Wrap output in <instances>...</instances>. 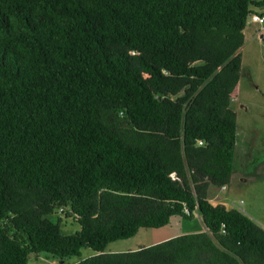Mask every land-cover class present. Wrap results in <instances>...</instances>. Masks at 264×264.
<instances>
[{"label": "trees", "instance_id": "obj_1", "mask_svg": "<svg viewBox=\"0 0 264 264\" xmlns=\"http://www.w3.org/2000/svg\"><path fill=\"white\" fill-rule=\"evenodd\" d=\"M252 8L264 0H0V264L84 248L74 264H264V230L208 196L233 174ZM60 209L74 234L49 219ZM172 217L205 231L106 251Z\"/></svg>", "mask_w": 264, "mask_h": 264}, {"label": "rangeland", "instance_id": "obj_2", "mask_svg": "<svg viewBox=\"0 0 264 264\" xmlns=\"http://www.w3.org/2000/svg\"><path fill=\"white\" fill-rule=\"evenodd\" d=\"M252 13L261 9L252 8ZM244 44L240 49V79L230 97V108L236 114L235 149L233 159V178L231 184L222 188L210 187L208 196L212 204L226 208H238L254 223L264 226V23L253 24L249 18L243 31ZM246 179V183L239 181ZM240 200L243 204L240 205ZM51 221L61 219V231L65 235L74 234L79 225L72 218H65L63 212L55 211L49 216ZM197 221H186L172 217L167 226L160 229H140L127 240L109 244L107 252H125L138 247L152 245L164 238L178 236L181 232H193ZM94 253L81 249L78 256L66 261L74 264ZM60 262L45 254L29 256L26 264H59Z\"/></svg>", "mask_w": 264, "mask_h": 264}, {"label": "crops", "instance_id": "obj_3", "mask_svg": "<svg viewBox=\"0 0 264 264\" xmlns=\"http://www.w3.org/2000/svg\"><path fill=\"white\" fill-rule=\"evenodd\" d=\"M262 12H264V11H260L258 14H261ZM234 93V92H233ZM233 93H232V95H233ZM232 178H233V175H232V177H231V180H230V184H231V181H232ZM239 181L240 182H242V183H246V179L245 178H243V177H239ZM229 184V185H230ZM240 202V205H242L243 204V201L242 200H240L239 201ZM234 208H236V207H234ZM236 209H238V208H236ZM239 210V209H238ZM239 211H241V210H239ZM242 212V211H241ZM245 215V214H244ZM247 216V215H246ZM248 217V216H247ZM252 220V219H251ZM194 221H197L198 222V225H196L195 226V230L193 231V232H181L180 234H178V236H182V235H185V234H192V233H200V232H204L205 231V229L203 228V226H202V224H201V221L196 217L195 219H194ZM255 224H257L260 228H262L263 230H264V226H262L261 224H260V222H256ZM169 238H172V237H168V238H164V239H162V240H160V241H157V242H155V243H153V244H156V243H159V242H162V241H164V240H167V239H169ZM146 246H149V245H146ZM141 247H144V246H141ZM139 248V247H138ZM137 249V248H136ZM128 251H132V250H128ZM126 252V251H125Z\"/></svg>", "mask_w": 264, "mask_h": 264}, {"label": "built area", "instance_id": "obj_4", "mask_svg": "<svg viewBox=\"0 0 264 264\" xmlns=\"http://www.w3.org/2000/svg\"><path fill=\"white\" fill-rule=\"evenodd\" d=\"M248 18H249L250 22L253 23V24H258L259 25V24L264 23V16H260L259 14H250L248 16ZM199 144H201V143H199ZM222 189H224V188H222ZM59 212L61 213L62 210L60 209ZM185 213H187V212L185 211Z\"/></svg>", "mask_w": 264, "mask_h": 264}, {"label": "water", "instance_id": "obj_5", "mask_svg": "<svg viewBox=\"0 0 264 264\" xmlns=\"http://www.w3.org/2000/svg\"><path fill=\"white\" fill-rule=\"evenodd\" d=\"M60 264H62V262H60Z\"/></svg>", "mask_w": 264, "mask_h": 264}]
</instances>
